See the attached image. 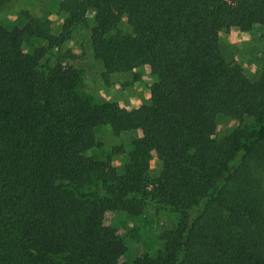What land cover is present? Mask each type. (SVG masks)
Instances as JSON below:
<instances>
[{
    "label": "trees",
    "instance_id": "16d2710c",
    "mask_svg": "<svg viewBox=\"0 0 264 264\" xmlns=\"http://www.w3.org/2000/svg\"><path fill=\"white\" fill-rule=\"evenodd\" d=\"M63 4L58 36L28 13L22 26L0 25V264H264V57L252 81L223 59L218 37L222 25L263 28L264 0ZM90 12L103 79L140 67L156 76L148 103L132 113L92 105L76 91L77 69L51 65ZM25 38L45 45L27 53ZM223 118L237 126L217 139ZM102 127L114 137L140 133L112 152L126 155V170L110 154L87 155L102 147ZM148 206L178 221L158 236L156 257L120 262L126 246L104 216L138 218Z\"/></svg>",
    "mask_w": 264,
    "mask_h": 264
},
{
    "label": "rangeland",
    "instance_id": "374dc122",
    "mask_svg": "<svg viewBox=\"0 0 264 264\" xmlns=\"http://www.w3.org/2000/svg\"><path fill=\"white\" fill-rule=\"evenodd\" d=\"M64 9L63 0H12L7 7L0 10V25L8 29L22 26L25 23L23 15L28 13L36 19L50 21L52 34L58 36L62 33L67 18ZM93 17L92 12L88 13L85 25H76L70 29L67 40L53 50L51 65L61 64L77 69L80 81L76 91L92 105L109 102L132 113L142 107L143 103L144 105L148 103L147 98L155 89L156 76L148 67H140L132 73H115L103 79V68L93 58L90 48ZM119 28L123 32L127 31L123 22ZM218 37L223 59L255 81L264 57V27H257L249 33L241 34L222 25L219 27ZM44 45L45 43L37 38L23 40L24 51L27 53ZM236 126L237 124L230 119H221L216 128V138L221 139L229 135ZM132 133L114 137L107 127L99 128L96 134L102 147L88 151L87 155L104 159L110 154L113 156V165L122 171L125 163L123 157L126 158V155L114 156L112 152L126 144L129 139L126 147L135 141L137 135ZM157 165V159L152 157L150 161L152 177L159 174ZM177 221L176 214L155 206H148L138 218H130L122 212H108L104 216V224L114 228L126 246L127 251L120 262H131L141 256L156 257L157 251L160 250L158 236L172 228Z\"/></svg>",
    "mask_w": 264,
    "mask_h": 264
},
{
    "label": "crops",
    "instance_id": "0c3cea01",
    "mask_svg": "<svg viewBox=\"0 0 264 264\" xmlns=\"http://www.w3.org/2000/svg\"><path fill=\"white\" fill-rule=\"evenodd\" d=\"M249 33V32H248ZM241 34H246V33H243V32H241ZM149 98H150V96H149ZM149 98H147V100L149 99ZM146 100V101H147ZM141 106H144V103L141 105ZM141 108V107H140ZM138 109V108H137ZM136 110V109H135ZM133 134V133H132ZM136 135H137V139L140 137V133L139 132H136L135 133ZM131 135V134H130ZM136 139V140H137ZM151 155H152V157H153V159L154 158H156V156H155V153L154 152H151ZM125 160V163H124V168H123V170H126L127 168H128V162H127V160H126V158H125V156L123 157V161ZM113 161H114V159H113ZM157 164H158V161H157ZM116 167V166H115ZM118 169V168H117ZM157 169H158V165H157ZM152 170V167H150V171ZM158 171V170H157Z\"/></svg>",
    "mask_w": 264,
    "mask_h": 264
}]
</instances>
